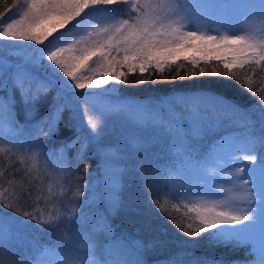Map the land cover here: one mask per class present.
Wrapping results in <instances>:
<instances>
[{"label": "trees", "instance_id": "1", "mask_svg": "<svg viewBox=\"0 0 264 264\" xmlns=\"http://www.w3.org/2000/svg\"><path fill=\"white\" fill-rule=\"evenodd\" d=\"M29 4L30 0H0V12L4 13L0 17V29L13 19H19L22 11L28 10ZM112 7L87 9L76 21H69L63 28L58 27V32L40 45L34 41H15L16 45H35L33 57L39 56V48L48 46L49 40L56 36L59 38L58 46L62 47L83 39L88 32L92 33L94 39L100 40L92 30L97 22L103 19L131 21L135 15L134 8L126 0H117ZM33 34L40 35V31L34 28ZM13 42L4 41L7 46H12ZM7 46L6 50L9 49ZM77 53L78 49H74L70 55L79 56ZM4 56L13 65L20 61L26 71L46 77L53 83L35 105L34 114L29 116L27 113L32 106L25 105L20 93L11 89L14 69L4 72L3 78L7 80L9 88L0 89V97L7 99L11 90L15 104L11 117L5 115L0 124V193L4 194V199L11 198L13 203L18 201L19 209L13 211L0 204V218L5 219L3 231L8 240V243L0 242V264H51L57 257L67 259L68 263L80 259L85 261L86 253L89 254L84 251L85 245L93 249L88 250L92 253L91 257L110 256L128 264H134L138 258L143 264H242L254 258L250 246L212 242L214 233H196L195 237L185 234L184 230L195 232L200 226L197 211L169 178L170 173L177 170L176 162L179 163L173 148L172 156H167L170 150L168 141L173 142L174 137L179 138L177 144L182 147L181 134L187 137L186 145H194V150L195 146L200 148L199 151L195 150L198 151L196 153L193 147L190 149L193 159L186 160L189 162L204 157L203 160H206L210 148L217 145L216 141L222 134L216 127H205L206 123L200 125L203 132L199 136L192 135L194 123L190 119L195 116L192 113L194 108L227 120L233 129L240 131L235 136H226L231 141L234 139L237 142L239 138L246 140L250 134L256 137L264 134V62L247 63L243 68L237 65L232 69L237 78L209 75L207 73L212 71H224L223 61L230 58L198 52L189 54L188 58L181 56L170 65H163V71L153 64L143 73L139 68L135 71L120 69L112 75L107 74V78L101 74V78L97 79L87 67L92 62V56H100L96 51L95 55L78 61L79 66L73 69V74L90 85L91 90L84 91L70 90V87L65 89L56 83L58 78L69 83L71 81L58 69L57 75H53L49 66L51 62L45 57L37 64L25 60L23 63L20 57ZM193 59L196 60L195 65L191 62ZM201 69L205 75L199 74ZM193 71L197 74L192 75ZM116 75L120 76L119 82L114 79ZM173 76L176 79H172ZM105 79V85L99 86V81ZM107 89L112 92H105ZM58 93H61L59 100L56 99ZM82 95H86L87 104L80 102ZM217 98L230 102L239 111L233 112ZM183 102L192 104L183 107ZM55 103L69 104L70 107H65L58 130L52 136L46 138L41 135L36 140L37 123L50 114ZM97 103L119 108L138 106L137 110L149 118L148 121L159 123L168 132L166 140L159 139V144H163L167 152L159 150L160 156L157 158L150 154L151 149L145 148L149 141L153 142L152 136L146 135L148 137L145 138L142 135L144 128L148 129V124L116 118L107 110V113H99L94 108ZM170 106H173L174 112L168 111ZM88 119L98 124L101 137L98 142L89 144L83 159L78 156L79 144L59 153L67 161L57 174L59 179H36L35 173L23 159L27 142H13L10 139L13 136H6L3 129L12 127L14 134L21 130L22 135L27 134L26 137L32 140V145L37 141L40 149L36 151L45 155V150L51 154L74 140L78 125H85L82 133L89 132ZM130 131L132 139L128 137ZM154 141L158 146L157 139L154 138ZM103 148L114 149L118 154V158L111 162L122 170V175L117 177L119 183L116 187L122 184L118 193L110 190L113 186L108 183L105 161L100 154ZM21 189H31L35 194L34 199L38 198L39 207H34L32 201L26 203L20 199ZM113 200H119L120 206L112 208L110 202ZM25 211L36 214L41 221H50L53 226L28 219L21 214ZM69 215H79V222L67 223ZM56 217L60 218L59 223ZM189 224L192 225L191 229L188 228Z\"/></svg>", "mask_w": 264, "mask_h": 264}, {"label": "snow or ice", "instance_id": "2", "mask_svg": "<svg viewBox=\"0 0 264 264\" xmlns=\"http://www.w3.org/2000/svg\"><path fill=\"white\" fill-rule=\"evenodd\" d=\"M117 0H30L28 10L23 13L19 19H13L12 22L6 24L5 27L0 29V39L5 41H34L36 45L42 44L43 40L47 38L48 34L55 32L56 29L63 28L69 21H76L79 17L86 12L87 9L93 10L100 8H113L112 6ZM131 3V0H126ZM262 9V19H264V0H260ZM15 8L16 5L13 4ZM141 12L142 8L136 6ZM92 13H88L91 15ZM4 13L0 12V17H3ZM165 19H167L165 17ZM2 22V21H0ZM127 20H124L123 24L115 29L116 35L113 36L109 33L107 28L103 29L104 33H107V41L109 46L112 45L115 40V47L112 51L119 53L123 51V60H118L116 56L111 54V51H104V44L102 41L94 40L92 33L88 32L83 39L76 40L75 43L69 44L67 47L62 46H46L40 49V54L37 58L30 56H24L26 62L31 61L33 63H40V61L46 56L47 61L51 62L49 65L53 70V75H57V69L63 73L64 77L71 79V83L58 78L56 83L64 86L65 89L68 87L74 90H83L85 88V82L80 78H76L73 74V69L78 67V61H82L89 55H95L97 50H100L102 56L108 63V70L111 71L117 66L126 64L129 71H135L137 65L141 73L145 72L148 66L153 65L156 69L163 71V65L170 60L177 59V53L184 50L185 46L192 41H202L204 44H213L217 41V36L208 35L205 36L198 34L194 30H187L181 32L179 28L174 27L173 24H166L159 17L153 16L146 20H141L138 25H127ZM187 23H191L188 20ZM40 31V35H34L33 29ZM235 39L222 38L221 43L223 44H241L242 47L233 49L234 58L232 60L223 61L224 71H212L207 74L218 75L231 78H237L232 69L239 65L241 68L250 61H255L259 64L260 61L264 60V50L256 53V45L253 43H244V38L239 37L237 34ZM96 36H100V32L96 33ZM84 47H80V45ZM264 48V45H261ZM74 49H78L79 56H71V52ZM249 51L253 55H248ZM208 54L207 50L204 52ZM7 55L16 56L15 50H10ZM240 57L237 59L236 57ZM109 57H111L109 59ZM193 65L196 64V60L191 61ZM6 69H14L11 76V89H15L20 93V99L25 105H31L32 107L28 111V115L34 114V108L37 102H39L48 92L50 85L53 83L52 80L46 77H38L33 73L26 71L22 65H13L5 56L0 52V89H8L9 84L5 80L4 72ZM195 71L192 75H196ZM200 75L206 73L203 69L200 70ZM107 78V72L105 73ZM114 79L119 82L120 76H114ZM172 79H176L175 76ZM91 80V78H89ZM100 83L106 82L105 80L99 81ZM251 92L252 90L249 89ZM76 92V91H75ZM63 93V92H62ZM78 93V92H77ZM61 93L57 94V100H59ZM98 95V94H95ZM221 103L231 108L233 112L239 111L236 106L231 105L230 102L223 101L222 98H217ZM80 102L87 104L86 95L80 97ZM15 104V97L11 90L7 99L0 97V124L3 123L5 115L11 117L13 106ZM65 107H70L69 104L55 103L49 115L45 116L41 121L37 123L36 140H39L41 135L46 138L52 136L57 130L62 113ZM264 110V109H262ZM105 115V114H101ZM87 125L90 126V131L82 133V129L85 125H78L76 132V138L70 143L62 145L59 150H54L51 154L45 150V155L48 157L49 163H67L66 160L62 159L59 153L66 152L67 149L75 147L77 144L80 145L78 150V156L83 159V156L91 143H96L101 137V130L97 123L91 119L87 120ZM203 132V128L199 124H194L192 135L199 136ZM187 137L185 136L181 143V152L188 157L189 160L193 159L191 151L185 144ZM259 144V147H257ZM235 149V150H234ZM231 156L235 159H244L247 161L243 167L236 165L232 170V178L228 181L217 179L218 183H229V184H240L242 188L237 189L242 192L248 201L255 199L259 201V206L264 210V134L256 137L249 135L245 142H234L225 140L222 144L212 146L209 152V156L213 159H219L220 154ZM259 153V155H257ZM101 158L105 161V168L108 175V183L113 186L110 190H115L117 193L122 184L119 187L116 185L119 183L117 177L122 175V170L118 169V166L111 162L118 158V154L114 149L103 148L100 150ZM248 165H251L250 167ZM220 171L223 172L224 168L221 167ZM243 175H240V174ZM34 193L31 189H21L20 199L26 203L32 201L34 207H39L37 199H34ZM191 195H199L209 198H215V193L211 188L206 191L193 192ZM4 194L0 193V204L5 207L17 211L19 209V202L13 203L11 198L4 199ZM111 207H119L120 201L113 200L110 202ZM213 207L205 208L204 212L201 213L199 209L197 211V219L199 220V227L196 228L195 232L184 230L185 234L189 237H195L196 233H214V243H232L239 247H247L249 245L255 246L259 244L260 259L257 264H264V217L261 218L259 224L254 221L253 215H248L247 209L243 212L239 211H224L214 210ZM235 208H239V204L235 205ZM70 211V210H69ZM23 216L28 219H34L37 223L47 224L53 226L50 221H41L39 217L30 212H22ZM79 215L73 217L69 215L67 217V223L75 224L79 222ZM4 218H0V242L4 239L3 224ZM56 222H60V218L56 217ZM179 228L180 225H177ZM192 225L189 224L188 228L191 229ZM85 252L88 251L87 245H85ZM2 254V252H0ZM56 264H65L64 261H57ZM93 264H99V262H93ZM111 264H128L127 261H113ZM134 264H143V261L139 258L134 261ZM174 264V262H173Z\"/></svg>", "mask_w": 264, "mask_h": 264}, {"label": "rangeland", "instance_id": "3", "mask_svg": "<svg viewBox=\"0 0 264 264\" xmlns=\"http://www.w3.org/2000/svg\"><path fill=\"white\" fill-rule=\"evenodd\" d=\"M137 5L139 6V8L143 9V12H141L136 7ZM131 6L134 8L133 10L135 12V15L133 16L131 21H127L128 23L127 25H125V27H128L129 25H138L140 24L141 20H146L150 17L156 16L162 19L166 24H173V26L179 28L181 32L194 30L198 34L205 36V38L208 35L217 36V41L213 44H204L202 41L190 42L185 46L184 50L176 54L178 58H181V56H185L186 58H188L189 54L194 55L198 52H205V50H207L208 53H212L213 55L217 54L220 56H227L230 58V60H232L234 58L232 50L240 48L242 47V45L221 43V39L225 37L229 40L237 38L232 34H237L239 37H243L245 44H255L257 54L260 51L264 50V48L261 47V45H264V19H262L260 0H131ZM25 11H22L21 14L23 15ZM165 17L167 19H165ZM188 20H191V23H187ZM123 22L124 21H110V19H103V21L101 20L97 22L94 26V29H92L94 33L100 32L99 39L104 44V51H111V54L113 56H116V58L121 61L123 60V51H120L119 53H117L116 51H112V48L115 47V40H113L112 45L109 46L106 38L108 34L104 33L103 29L107 28L109 30V33L115 36V29L123 24ZM58 30L52 32L51 35L48 34L47 38L44 39L43 42L56 34ZM58 40V36L52 38L51 40H49L50 43L48 44V46H58ZM4 41L5 40L0 39V52H2L3 55H7L6 53L9 52V49L15 50L17 52V55L15 57L17 59L18 57H20L22 62L25 60L24 56L32 57V50L36 47L35 45L32 47H23L20 45L18 46L16 45L17 42H13V40H7V42L9 43L13 42L12 46L10 44L9 46H7L8 44L6 45ZM6 46L9 48L8 50H6ZM80 47H84V45L82 44L80 45ZM97 51L100 56L98 58L92 56V62L87 66L90 71H93L97 79L101 78V74H105L106 72L107 74L112 75V73L120 69L129 70L128 66L124 64L117 66L115 69L109 71L107 60L103 58L100 50ZM248 55L251 56L253 55V53L249 51ZM33 57L35 58L38 56L34 55ZM110 58L111 57H109V59ZM236 58L239 59L240 57L237 56ZM177 59L170 60L167 63H172V61H175ZM253 62L255 61H250L249 63ZM260 62H264V60ZM167 63H165L164 66L168 65ZM16 64L21 65V62L17 61ZM16 64L14 63V65ZM137 68H139L138 65L136 69ZM74 76L78 78L75 74ZM85 85L86 86L84 89L90 91V85H88L87 83H85ZM98 85L102 86L105 84L99 83ZM69 89L71 90V88ZM104 91L112 92L111 89H107ZM191 104L192 103L187 104L186 102H183L182 106L187 107V105ZM94 108L99 113L106 112L107 110L109 114H113L116 118L122 120H135V122H140L139 124H148V129L143 127L144 131H142V135L145 138L149 135L152 136L153 142L149 141L145 148L151 149L150 151L152 153L150 154H153L157 158H159L160 156V151L163 153L167 152V150L163 148V144H159V139L161 141L166 140L165 137L168 132L164 131L159 123L155 121H148L149 118L147 119L143 115V113H140V110H137L138 106L127 105L125 107L119 108L113 105L97 103L95 104ZM168 111L174 112L173 106H170ZM192 113H194L195 116L190 120H192L194 124L203 125V123H206L207 125H204L205 127L210 126V128L216 127L218 129V131L220 132L219 134H222V136H220L216 141L218 142L217 144H222L225 140L231 141L230 139H228L229 137L241 133L240 131L233 129L227 120L204 114V112L202 110L199 111L198 108H194V112ZM185 115H187V113ZM3 129H5L4 134L6 136H13L10 137L13 142H20V140L27 142V150H25V156L23 157V159H25L26 163H28L32 171L35 173L36 179H59L57 174H59L61 172L60 170H62L66 166V163H49L48 159L41 151H36L40 149L37 147V141L32 145V140L26 137L28 136L27 134L22 135L21 130H19L18 133L14 134L12 132V127H3ZM131 132L132 131H130L128 134V137L130 138L132 137ZM181 136L184 138L185 134H181ZM226 136L229 137L227 138ZM31 137L33 138V136ZM154 138L157 139L158 146L155 143ZM1 139L2 138L0 136V140ZM178 140L179 138L174 137L173 142L168 141V143L170 144V150L167 157L172 156L171 149L173 148V151L176 152L177 155H175V158L179 159V163L176 162L175 165L177 170L175 172H171L169 178L172 179L173 184L183 193V195L186 197L187 202L192 204V207L199 209L201 213L204 212L205 208L213 207L214 205V210L216 211L235 210L243 212L247 209H251L250 211H248V215H253L254 221L259 224L261 218L264 217V210H262L259 206V201H256L255 199L248 201L245 195L237 190L242 188L243 185H233L229 183L217 182V179L228 181L232 178L233 173L229 167L230 165L233 169L236 165L243 167L245 164H247V161L244 159H235L231 156L224 155L223 153L220 154L219 159H213L209 156V151L207 153L208 158L206 160H203L205 158L204 157L202 159H197L195 161L192 160L191 162H189L186 161L189 159H187V157L181 152V146L177 144ZM245 141L246 140H242V138H239L237 142ZM151 143L153 145H150ZM154 146L157 148L154 149ZM187 146L190 150L194 145ZM196 149L199 151L200 148L195 146V150ZM195 150L193 147V152H198ZM257 155H259V153H257ZM182 156H184V158H182ZM181 159H183L184 162ZM248 166L250 167L251 165ZM221 167L224 168L223 172L220 171ZM240 175L243 174L241 173ZM208 188H211L215 193H217L215 198L191 195V193L193 192L206 191ZM236 204H239L238 209L235 208ZM2 242L8 243L5 235ZM249 246L250 251L253 254L252 257L254 258L249 261V263L242 264H257L260 259L259 244L256 243L255 246ZM88 250L93 251V249L89 247ZM87 252L89 254L87 255L86 253L85 261H82L80 259L68 263L67 259L63 257H57L51 261V264H56L57 261H64L65 264H93V262H99V264H111V262L116 261L115 258H112L110 256H105L104 258H99V256L91 257L92 253L89 251Z\"/></svg>", "mask_w": 264, "mask_h": 264}]
</instances>
